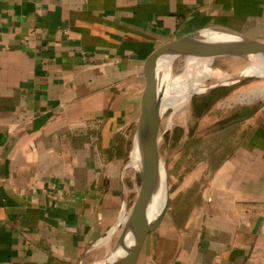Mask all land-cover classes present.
I'll return each mask as SVG.
<instances>
[{
    "label": "crops",
    "instance_id": "1",
    "mask_svg": "<svg viewBox=\"0 0 264 264\" xmlns=\"http://www.w3.org/2000/svg\"><path fill=\"white\" fill-rule=\"evenodd\" d=\"M201 28L264 41V0H0V264L90 263L137 187L148 63ZM227 117L134 264H264V104Z\"/></svg>",
    "mask_w": 264,
    "mask_h": 264
},
{
    "label": "water",
    "instance_id": "2",
    "mask_svg": "<svg viewBox=\"0 0 264 264\" xmlns=\"http://www.w3.org/2000/svg\"><path fill=\"white\" fill-rule=\"evenodd\" d=\"M227 48L259 64H264V41L256 40L240 33H235L222 28H201L169 43L155 54L148 63V81L143 92L140 113L132 130L127 167L139 177V187L133 203L126 210V203L122 206L120 214L125 211L126 219L123 226L119 217L109 228L106 234L98 240V244L109 238L119 230L113 248L105 257L113 254L112 258L104 264H134L135 258L146 235L153 231L163 220L169 199L167 175L163 170L164 201L161 206H156L159 175L153 168L154 156H158L157 148L154 149L160 116L170 105H160L159 96L165 88V77L170 69L168 63L182 54L198 50H213ZM255 77H244L230 85H220L210 92L222 87ZM256 79V78H255ZM209 92V93H210ZM206 94V93H205ZM98 262H94L97 264Z\"/></svg>",
    "mask_w": 264,
    "mask_h": 264
},
{
    "label": "rangeland",
    "instance_id": "3",
    "mask_svg": "<svg viewBox=\"0 0 264 264\" xmlns=\"http://www.w3.org/2000/svg\"><path fill=\"white\" fill-rule=\"evenodd\" d=\"M213 64L225 68L219 59H215ZM168 72L171 73L169 79L178 75L171 68ZM263 82L264 81L261 79L250 78L229 87H222L210 93L191 97L187 105L192 111L191 114L187 116L186 120V130L188 132L186 141L182 140L184 127L173 124L170 129L164 130V126H160L159 132H162V138L158 144V156L164 165L163 168L167 175L168 189L170 188L168 199L169 206L172 207V205L175 204L174 198L177 196L180 188L182 189L184 187L180 186L182 177H185L191 172H195L198 166L205 165L207 167H212L220 159V156L228 152L226 136H222L224 135V133H222L224 131L220 130L221 133H211L208 128L213 124H219L221 126L228 124L227 114L236 108H247V106L250 108L254 106L255 108L264 104V97H258L254 100L243 101L241 103L235 102L236 98L240 96V92H245V88H250L253 85H259ZM202 86L208 89L211 85ZM171 110L172 109H168L163 112L160 118L169 116V113L172 112ZM206 129L208 132H206ZM195 130H202V132L196 135ZM128 170H126V172H128ZM169 175L170 183L168 179ZM123 183L125 186L124 189L128 191V201L126 203V210L128 211L133 203L135 191L132 187V181L129 175L124 177ZM136 186L139 187V179L136 182ZM118 235L119 231L100 243L93 253L94 255L92 254L89 264H94V262L99 263L100 259L103 258L105 254L107 255L110 253L109 251L113 248L115 239Z\"/></svg>",
    "mask_w": 264,
    "mask_h": 264
},
{
    "label": "bare ground",
    "instance_id": "4",
    "mask_svg": "<svg viewBox=\"0 0 264 264\" xmlns=\"http://www.w3.org/2000/svg\"><path fill=\"white\" fill-rule=\"evenodd\" d=\"M215 59H219L225 68L223 66H215L213 64ZM168 65V67L178 75L169 79L171 73L167 72L165 77V88L160 93L159 104L170 105L173 106V108L169 116L160 118L158 129H156L154 133L156 137L153 143L154 149L157 148V143H159L162 138V132H159V128L162 125L164 126V130L170 129L173 124L184 127L182 140H187L188 132L186 130V120L187 116L191 114L192 111L187 105L194 95L209 93L215 87L230 85L244 77H255L256 79L264 81V64L254 62L231 49L223 47L215 49L213 52L209 50H198L192 53L182 54L170 61ZM202 85L211 86L205 89ZM245 89V92H240V96L236 98L235 102L241 103L243 101L254 100L258 97H264V82ZM160 162L161 161L154 156L152 161L154 170L157 169ZM134 191L136 197L138 188L135 187ZM163 201L164 180L159 179L156 206H161ZM125 219L126 213L123 211L119 217L121 226H123ZM112 256L113 254L108 255V257H105L98 264H104L110 260Z\"/></svg>",
    "mask_w": 264,
    "mask_h": 264
}]
</instances>
